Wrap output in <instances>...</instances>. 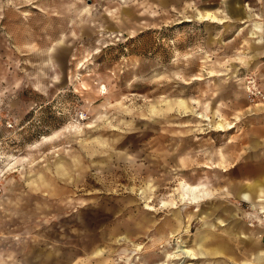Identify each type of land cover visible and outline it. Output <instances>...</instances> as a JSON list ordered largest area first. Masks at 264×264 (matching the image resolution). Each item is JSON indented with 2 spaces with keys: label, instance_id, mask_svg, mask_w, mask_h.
Listing matches in <instances>:
<instances>
[{
  "label": "rangeland",
  "instance_id": "1",
  "mask_svg": "<svg viewBox=\"0 0 264 264\" xmlns=\"http://www.w3.org/2000/svg\"><path fill=\"white\" fill-rule=\"evenodd\" d=\"M259 6L0 0V264L233 263L217 247L242 243L209 224L228 158L264 136ZM205 180L215 197L190 200Z\"/></svg>",
  "mask_w": 264,
  "mask_h": 264
},
{
  "label": "crops",
  "instance_id": "2",
  "mask_svg": "<svg viewBox=\"0 0 264 264\" xmlns=\"http://www.w3.org/2000/svg\"><path fill=\"white\" fill-rule=\"evenodd\" d=\"M258 3L260 4L259 7L264 10V0H258ZM245 9L247 12L254 11L251 6L250 9ZM255 14L258 16L255 18L257 20L254 21V30L252 32H256L255 37H258L257 32L264 31V26L262 25V18L260 14ZM256 22L259 23V29L255 28ZM256 42L258 43V46H262L264 40L257 39ZM222 121L223 119L220 118L218 125L221 126V129H224L226 124ZM227 125L229 128L232 126L231 123ZM250 140L257 142V139L254 137H251ZM263 142L264 136H261L259 141L261 147L260 151L254 150L250 153H244L245 161L243 162H237V159L231 162L230 157L228 158V163H231L228 169L233 168L231 176L232 180L229 181L227 186L223 187L222 191H227V193L226 197H221L220 200H227L226 198H229L228 201L230 203L227 209L224 208V205H222V209H218L223 215H225V212H228V218L220 220L218 223L213 222L212 224H209L214 229L218 226H225L227 236L235 238L237 242L240 241L242 243V246H238L236 249L235 247L233 248L230 246L227 242L217 247L218 251L215 254L227 253L229 255H235V261L233 263L227 262V264H264V212L258 216L257 214H254L252 209V206L255 205L256 212H258L259 206L264 207V151H262L263 148L261 146ZM222 162L223 161L220 160L218 163L223 164ZM208 184H210V182L207 180L201 182L199 185L185 184V188L188 192V198L190 200L200 199L201 201H208L209 199L214 198L216 190ZM192 188H194L195 194L191 193L190 189ZM218 190H220V188H218ZM239 207V214L241 216L240 219H237L238 212L236 208ZM215 210L216 208H214V211ZM202 217L204 218L206 216ZM207 239H209V236H201L202 241L205 242ZM240 242H238L239 245ZM200 252L204 253L203 250ZM198 253L199 252L197 251V255L199 256ZM239 254H242V256H239ZM219 264L224 263L220 262Z\"/></svg>",
  "mask_w": 264,
  "mask_h": 264
},
{
  "label": "bare ground",
  "instance_id": "3",
  "mask_svg": "<svg viewBox=\"0 0 264 264\" xmlns=\"http://www.w3.org/2000/svg\"><path fill=\"white\" fill-rule=\"evenodd\" d=\"M246 8H248V9H250V6L249 5H247L246 6ZM212 17H216V16H214V14H212L211 12H208L205 16H204V18H212ZM257 20V19H256ZM255 27L257 28V29H259V23L258 22H256V25H255ZM254 33V32H253ZM205 119H209V120H211V117H208V116H206V118ZM223 122V121H222ZM221 122V123H222ZM224 126V125H223ZM216 131V130H215ZM207 183V182H206ZM209 185V184H208ZM191 188V187H190ZM199 188V187H198ZM189 189V188H188ZM191 190V193L192 194H195V190H194V188H192V189H190ZM198 193V192H197ZM252 206V205H251ZM146 207L148 208V209H152V210H154L155 209V207L153 206V205H151V204H149V203H147L146 204ZM252 209H253V212H254V214H257L258 216L259 215H261V213L262 212H264V207H261V206H259V208H258V212H256V209H255V205H253L252 206ZM121 242H128L129 240H128V238L126 237V236H121L120 237V239H119ZM183 240L182 239H180V240H178V250L177 251H180L179 253L181 254V255H183V257H187V256H189V257H192V258H194V259H197L199 256L197 255V252L194 250V249H192V248H190V247H188L187 246V244H185V243H183L182 242ZM94 253V252H93ZM171 255L172 254H167V260L171 257ZM178 255V254H177ZM177 258V257H176ZM168 264V263H167Z\"/></svg>",
  "mask_w": 264,
  "mask_h": 264
}]
</instances>
